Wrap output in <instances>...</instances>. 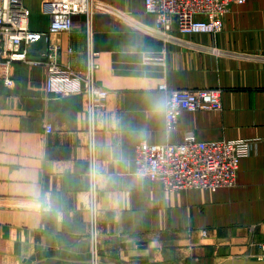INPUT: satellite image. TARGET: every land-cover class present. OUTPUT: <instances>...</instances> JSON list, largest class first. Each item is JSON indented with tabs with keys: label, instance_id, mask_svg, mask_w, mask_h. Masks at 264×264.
<instances>
[{
	"label": "crops",
	"instance_id": "1",
	"mask_svg": "<svg viewBox=\"0 0 264 264\" xmlns=\"http://www.w3.org/2000/svg\"><path fill=\"white\" fill-rule=\"evenodd\" d=\"M98 1L148 27L156 23L144 0ZM42 2L24 0L31 30L48 28ZM92 25L94 79L110 91L93 128L98 264L264 261V61L237 56L264 55V0L231 5L218 34L181 37L194 47L165 43L106 13H96ZM51 41L59 62L84 68L82 15ZM45 50L37 43L29 56ZM160 53L163 64L153 61ZM7 72L0 78V264H90L85 97L47 95L44 65L13 62ZM161 84L218 88L222 109L184 111L167 132ZM189 132L205 141H250L234 187L167 192L135 175L138 142L176 144Z\"/></svg>",
	"mask_w": 264,
	"mask_h": 264
},
{
	"label": "built area",
	"instance_id": "2",
	"mask_svg": "<svg viewBox=\"0 0 264 264\" xmlns=\"http://www.w3.org/2000/svg\"><path fill=\"white\" fill-rule=\"evenodd\" d=\"M246 0H144V10L156 17L152 27L141 24L132 14L125 13L98 0H43L42 12L49 16L46 31L31 30L28 26L30 10L24 0H1L0 2V78L7 79L8 66L21 62L46 68L45 92L60 98L82 94L85 97L87 134L91 150L90 173V264H98L96 248L98 225L96 220L95 188L93 179V133L94 117L103 107L110 91L96 83L98 52L93 47V17L96 13L110 14L130 28L155 36L165 43H183L194 47L181 37L194 34H218L223 27V18L231 5H243ZM84 17L85 64L77 69L69 63H61L55 57L59 49L51 36L68 33L72 29L73 17ZM37 43H44L46 50L37 57L29 52ZM68 53L72 49L68 48ZM153 61L163 64V53ZM238 57L264 61V55L241 54ZM146 62H152L147 58ZM158 90L167 95L164 119L165 130L177 128L184 111H218L222 109L221 90L218 88L170 89L161 84ZM51 125H45L50 133ZM250 141L201 140L193 133H186L182 142L176 144H153L140 141L135 147V175L141 179L158 181L167 192L187 189H203L216 192L234 187L241 159L250 151ZM205 234V231L201 232ZM264 251V245H261Z\"/></svg>",
	"mask_w": 264,
	"mask_h": 264
},
{
	"label": "water",
	"instance_id": "3",
	"mask_svg": "<svg viewBox=\"0 0 264 264\" xmlns=\"http://www.w3.org/2000/svg\"><path fill=\"white\" fill-rule=\"evenodd\" d=\"M228 264H264V261H241V262H236V261H232Z\"/></svg>",
	"mask_w": 264,
	"mask_h": 264
}]
</instances>
